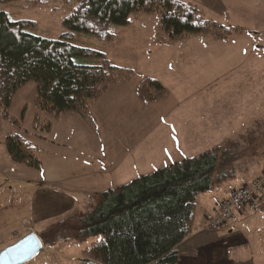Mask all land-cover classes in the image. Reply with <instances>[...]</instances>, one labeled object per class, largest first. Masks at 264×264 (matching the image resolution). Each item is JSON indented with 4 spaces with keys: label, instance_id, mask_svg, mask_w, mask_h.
Instances as JSON below:
<instances>
[{
    "label": "trees",
    "instance_id": "trees-1",
    "mask_svg": "<svg viewBox=\"0 0 264 264\" xmlns=\"http://www.w3.org/2000/svg\"><path fill=\"white\" fill-rule=\"evenodd\" d=\"M17 1L20 0H0V4ZM32 1L44 5L53 0ZM65 1L75 4L63 21L65 32L57 39L35 35L34 21H16L0 12V102L5 115H9L18 91L36 83L38 113L34 126L45 134L50 133L53 123L42 124L43 115L55 120L76 112L94 123L93 104L112 87L129 83L135 76L131 69L110 64L104 54L75 46L76 34L112 43L117 32L131 27L130 17L134 14L158 16L156 35L161 44L193 36L226 42L233 32L244 31L209 19L201 7L181 0ZM92 53L100 58V64L85 63ZM136 95L141 102L153 104L167 99L169 91L159 80L144 77ZM11 120L18 126L15 118ZM259 124L262 125L257 127ZM254 125L240 140H227L95 195L86 213H75L37 233L44 248L57 242H84L99 237L81 264H178V247L193 233L197 197L252 170H244L248 162L241 161V157L257 149L256 142L264 137V124L257 121ZM32 139L44 137L36 135ZM32 139L10 133L7 151L13 162L41 170Z\"/></svg>",
    "mask_w": 264,
    "mask_h": 264
},
{
    "label": "rangeland",
    "instance_id": "rangeland-1",
    "mask_svg": "<svg viewBox=\"0 0 264 264\" xmlns=\"http://www.w3.org/2000/svg\"><path fill=\"white\" fill-rule=\"evenodd\" d=\"M181 1L201 7L209 19L226 27L244 29L241 33L233 32L226 42L213 47L219 51L220 57L219 60L216 59V74L225 73L218 82L208 85L209 94L214 97L211 108L216 112V119L222 120L233 114L230 110H223L232 107L238 109L239 118L243 117L245 120L253 117L254 110L259 113L263 111L260 122L264 124L263 91L262 101L256 107L252 105L257 87L264 90V0ZM74 4L65 0H53L40 5L32 0H20L0 4V12L7 13L16 21H34L35 35L57 39L65 32L63 21L70 15ZM130 21L131 27L117 32L112 43L101 42L85 34L75 35V46L104 54L110 64L135 72L133 80L124 83L127 84L125 87L118 90L115 88L93 104L94 123L87 122L76 112H69L55 120L43 115L42 121L40 120L42 124L53 123L50 133H43L39 127L34 126L38 113L35 103L37 85L34 82L18 91L9 115H5L0 102V234L6 237L5 246L0 251L30 232L40 234L68 216L86 213L91 209L93 197L100 192L126 184L139 175L150 174L169 164L141 162L130 153L131 145L138 139L137 135L142 134L134 126L140 122L135 110L132 113L131 108L135 107L138 100L134 90L136 91L141 79H161V73L171 70L174 61H179L175 56L177 48L157 53L158 16L134 14ZM198 38L199 41L209 42L206 39L209 37ZM95 53L84 59L86 64L96 65L99 62L100 58ZM187 58L183 57L182 61H187ZM162 60H173L172 65ZM179 65L177 63L174 68ZM228 71L232 73L228 74ZM261 75L263 78H260ZM203 88L199 92H203ZM128 92L130 95L132 92L133 98L130 97L127 102L128 95L125 93ZM124 101L126 103L122 108V115L126 116L131 111L132 116L127 115V119L116 126L115 132L113 123H116L117 106ZM199 102L195 104L204 105L201 97ZM154 112H150L153 118ZM11 118L18 121V126L12 123ZM250 123L249 125L255 126L254 122ZM136 127L138 128L137 125ZM239 127L245 129L246 126ZM10 133H22L31 139L36 135L44 137V140L32 139L35 143L34 152L42 163L41 170L12 161L6 147V139ZM129 133L132 134L130 138L127 137ZM245 135H248V131L235 132L233 139L238 140L239 136ZM256 143L257 149L241 157V161L248 162V167H244V170H255L264 161V137ZM203 152L193 149L188 157ZM98 240L99 237H92L84 242L54 243L28 264H81L86 258V251ZM257 264H264V254Z\"/></svg>",
    "mask_w": 264,
    "mask_h": 264
},
{
    "label": "crops",
    "instance_id": "crops-1",
    "mask_svg": "<svg viewBox=\"0 0 264 264\" xmlns=\"http://www.w3.org/2000/svg\"><path fill=\"white\" fill-rule=\"evenodd\" d=\"M198 37L193 36L170 44H161L157 40V53L160 50L165 51L175 47L177 48L175 56L181 62L174 61L175 64L171 70L161 73L162 77L159 81L169 91L167 99L158 103L145 104L136 95L138 100L131 111L135 110L134 113L138 115L140 123L135 124L136 121L133 124L139 134L142 132L137 135V141L131 145L130 153L136 156V160L169 164L179 162L189 156L190 150L197 149L205 152L223 145L227 140H237L233 139L235 132L248 131L249 126H252L249 125L250 122L262 121L263 111L259 113L258 110H254L253 117L245 120L243 117L239 118L238 109L235 110L232 107L223 108V110H230L233 117L229 115L230 117L227 116L222 120L216 119V112L211 108L214 97L212 98L209 94L210 86L208 85L218 82L225 75V73L216 74L218 72L215 68L220 57L219 51L213 48L224 42H213L210 38H206L209 41L207 43L199 41ZM183 57H188L187 61H182ZM162 61L172 65L173 60ZM177 63L180 65L174 68ZM213 74L216 75L213 77ZM262 75L260 78H263ZM124 85L127 84H118L109 92L115 88L121 89L125 87ZM202 87L204 91L199 92ZM262 91L264 92L262 87H257L255 100L252 101L255 107L262 101ZM134 93L136 94L135 90ZM125 94L128 95L127 102L130 97L133 98L132 92L131 95L130 92ZM200 97L203 100V106L195 104L199 102ZM125 103L124 101L117 106L116 123H113L115 132L116 126L126 120L127 115L132 116L133 111L126 116L122 115ZM151 111H155L154 118L150 116ZM150 120L154 121L150 122ZM239 124L246 126L245 129H241ZM131 135L129 133L127 137L130 138ZM260 164L255 170L239 173L235 181L227 182L218 186L213 192L197 197L193 233L178 247V264H257L264 254V212L237 216L226 228L218 231L207 229L206 217L217 211L220 204L231 197L240 186L239 184H248L258 178L264 170V161L262 160Z\"/></svg>",
    "mask_w": 264,
    "mask_h": 264
},
{
    "label": "built area",
    "instance_id": "built-area-1",
    "mask_svg": "<svg viewBox=\"0 0 264 264\" xmlns=\"http://www.w3.org/2000/svg\"><path fill=\"white\" fill-rule=\"evenodd\" d=\"M264 212V170L252 182L238 187L229 199L220 204L217 211L206 217V227L212 231L226 228L237 216ZM6 237L0 234V249Z\"/></svg>",
    "mask_w": 264,
    "mask_h": 264
},
{
    "label": "water",
    "instance_id": "water-1",
    "mask_svg": "<svg viewBox=\"0 0 264 264\" xmlns=\"http://www.w3.org/2000/svg\"><path fill=\"white\" fill-rule=\"evenodd\" d=\"M44 249L39 235L36 232H30L0 251V264H28L38 257Z\"/></svg>",
    "mask_w": 264,
    "mask_h": 264
}]
</instances>
